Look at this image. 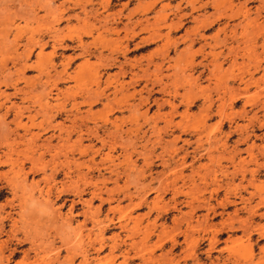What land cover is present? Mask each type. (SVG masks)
Segmentation results:
<instances>
[{
  "label": "rangeland",
  "instance_id": "1",
  "mask_svg": "<svg viewBox=\"0 0 264 264\" xmlns=\"http://www.w3.org/2000/svg\"><path fill=\"white\" fill-rule=\"evenodd\" d=\"M0 91V264H264V0H0Z\"/></svg>",
  "mask_w": 264,
  "mask_h": 264
},
{
  "label": "bare ground",
  "instance_id": "2",
  "mask_svg": "<svg viewBox=\"0 0 264 264\" xmlns=\"http://www.w3.org/2000/svg\"><path fill=\"white\" fill-rule=\"evenodd\" d=\"M96 76H97V75H96ZM97 77H98V76H97ZM23 78H24V77H23ZM25 79H26V78H24V80H25ZM22 80H23V79H22ZM24 80H23V81H24ZM6 81H9V80L7 79ZM27 81H29V80H27ZM96 81H97V80H96ZM3 82H5V81H3ZM12 83H13V82H12ZM12 83H11V84H12ZM25 84H28V83L25 82ZM30 84H31V83H30ZM8 85H9V84H8ZM12 85H13V84H12ZM5 86H6V85H5ZM13 88L15 89L14 92H17V91L19 90V89H17L16 84L13 85ZM20 88H21V87H20ZM22 89H23V88H22ZM25 89H26V88H25ZM16 90H17V91H16ZM21 91H22V90H21ZM49 91H50V90H49ZM18 92H19V91H18ZM24 92H25V91H24ZM24 92H23V94H26V93H24ZM26 92H27V91H26ZM49 93H50V92H49ZM13 94H14V93H13ZM2 95H3V97H4V101H0V102H1V103H0V108H4V109H5V113H7L10 109L12 110L13 108H15L16 111H14V113H13V115H12V116H13V121H14V120H15V121H16V120L18 121L19 117H17V116H18V114H20V112H21L20 109H19V107H18L17 105H14V103H12L11 101H10L9 104L6 103V101L9 100V97H8V94H5V93H4V91H0V96H2ZM41 96H42V95H41ZM47 96H48V95H47ZM45 98H46V97H45ZM38 101H39V103H38ZM38 101H36V103H37V104H40V100H38ZM45 104H48V102H47L46 100H45ZM42 105H43V104H41L40 107H43V106H44V105H43V106H42ZM53 105H54V104H53ZM38 106H39V105H38ZM219 106H221V105H219ZM25 107H26V106H25ZM28 107H29V106H28ZM46 107H47V105L45 106V108H46ZM29 108H30V107H29ZM45 108L43 109V111H45ZM48 108L51 109V107H49V106H48ZM221 108H222V107H221ZM38 109H40V111H41V108H38ZM217 109H218L217 112H221V110H219L220 108H217ZM18 110H19V111H18ZM23 110H24V109H23ZM26 110H27V109H26ZM12 111H13V110H12ZM36 111H37V110H36ZM3 113H4V112H3ZM21 113H22V112H21ZM41 113H42V111H41ZM47 113H48V112H47ZM47 113H46V114H47ZM8 114H10V113H8ZM11 114H12V113H11ZM4 115H5V114H4ZM19 116H21V115H19ZM0 117H1V116H0ZM2 117H3V115H2ZM28 117H29V115H28ZM29 118H30V120H31V116H30ZM48 118H49V117H48ZM3 119H4V118H3ZM4 120H5V119H4ZM4 120L1 121V122H2V123H5ZM13 121H11V122H13ZM15 121H14V124L16 123ZM1 122H0V124H1ZM7 122H8V121H7ZM22 122H23V121H22ZM17 124H19V125L21 126V123H20L19 121L17 122ZM17 124H16L15 127H18ZM6 125H7V124H6ZM5 127H6V126H5ZM23 130H24V129H23ZM26 130H27V129H25V131H26ZM7 132H8V131H7ZM11 132H12V131H11ZM14 132H15V134H16L18 131H17V132L14 131ZM0 133H1V132H0ZM24 133H25V132H24ZM15 134H14V135H15ZM0 135H1V134H0ZM17 135H18V133H17ZM30 135L32 136L31 133H30ZM20 136H21V135H20ZM31 136H30V138L33 137V136H32V137H31ZM1 137H2V136H1ZM34 137H35V134H34ZM5 138H6V136H5ZM7 138H8V137H7ZM1 140H2V139H0V144L2 145ZM67 140H68V139H67ZM11 141H13V140H11ZM46 141H47V140H46ZM9 142H10V141H9ZM3 143H4V142H3ZM7 144H8V143H7ZM15 144H16V143H15ZM1 145H0V146H1ZM10 145H11V144H10ZM5 146H6V144H5ZM26 146L28 147V145H26ZM13 147H14V146H13ZM13 147H12V148H13ZM4 148H5V147H4ZM9 148H11V147H9ZM29 148H30V147H29ZM15 149H17V148H15ZM30 149H31V148H30ZM18 150H19V149H18ZM18 150H17V151H18ZM20 150H21V149H20ZM7 151H12V149H11V150H7V148H6V151H5V152H7ZM14 151H15V150H14ZM1 152H2V150H1ZM24 152H25V151H24ZM8 153H10V152H8ZM8 153H6V156H7V157H8ZM12 153H13V152H12ZM0 154H1V153H0ZM15 154H18V153H16V151H15ZM14 156H17V155H14ZM14 156H13V158H12L13 160H14L15 158L18 159V157H15V158H14ZM21 156H23V155H21ZM4 157H5V155H4ZM7 157H6V158H7ZM9 157H10V156H9ZM9 157H8V158H9ZM24 157H25V156H24ZM30 157H31V156H30ZM30 157H29V160L31 159V160H30L31 163L35 162V160L32 162V158H30ZM1 158H2V157H1ZM22 158H23V157H22ZM34 158H35V157L33 156V159H34ZM3 159H4V160H7V159H5V158H2V159H0V161H3ZM17 159H16V160H17ZM8 160H9V159H8ZM8 160H7V161H3V163H4V162H8ZM13 160H10V161H12V162H11V165H14V164L16 165V164H17V163L15 162L16 160L14 161V162H15L14 164H13ZM21 160H22V159H21ZM23 160H25V158H24ZM23 160H22V161H23ZM26 160H27V159H26ZM10 161H9V162H10ZM17 161H18V160H17ZM22 161H21V162H22ZM37 161H38V158H37ZM9 162H8V163H9ZM21 162H20V163H21ZM0 163H1V162H0ZM3 163H2V164H3ZM4 164H5V163H4ZM21 165H23V164H21ZM34 165L36 166V162H35ZM37 165H38V164H37ZM32 166H33V165H32ZM19 167H21V166H20L19 163H18V168H19ZM11 168H12V167H11ZM21 168H22V167H21ZM29 168H31V167H29ZM8 169H9V168H8ZM16 169H17V168H15V170H16ZM33 169H34V168H33ZM35 169H36V168H35ZM19 170H20V169H19ZM10 171H13V173H14V172H15V173H19V172H17V170L14 171V169H13V170H10ZM21 171H22V170H21ZM249 171H250V176L253 177V176H254V173H255L256 170H249ZM3 172H7V171H3ZM13 173H11V172L9 173V174H10V177H9V174L7 173V174H8V178H11V175H13L14 178H13V177H12V178L15 179L16 175H14ZM21 173H22V172H21ZM26 173H28V171H27V172L25 171V172H24V175H25ZM2 175H4V174L2 173ZM19 175H20V174H19ZM22 175H23V174H22ZM24 175H23V176H24ZM4 176H6V173H5ZM42 176H43V175H42ZM44 176H45V175H44ZM0 178H1V176H0ZM12 178H11L10 180L13 181ZM17 178H19V181L22 182V181H24V178H25V177L23 178V180H20L21 177H20V176L18 177V174H17ZM3 179H5V178H3ZM21 179H22V178H21ZM25 179H26V178H25ZM43 179H45V178L43 177ZM15 180H16V179H15ZM15 180H14V181H15ZM249 180H250V179H249ZM249 180H248V182H249ZM7 181H8V180L5 179L4 182H7ZM12 181H10V182H8V183H13ZM39 181H40V180H39ZM252 181H253V180H252ZM15 182H16V181H15ZM30 182H31V181H30ZM30 182H29V183H30ZM217 182H218V181H217ZM17 183H18V182H17ZM17 183H16V184H17ZM23 183H25V182H23ZM23 183H20V184H23ZM20 184L18 183V185H20ZM30 184H31V183H30ZM9 185H10V184H9ZM11 185H12V184H11ZM13 185H14V184H13ZM26 185L28 186V184H26ZM32 185H33V184H32ZM16 186H17V185H16ZM16 186H15V187H16ZM220 186H221V184H220ZM4 187H5V186H4ZM10 187H11V186H10ZM12 187H13V186H12ZM17 187H18V186H17ZM19 187H20V186H19ZM20 188H21V187H20ZM20 188H19V189H20ZM31 188H32V187H31ZM34 188H35V187H34ZM15 189H16V188H15ZM15 189H13V191H15ZM19 189H18V190H19ZM22 189H23V188H21L20 190L22 191ZM29 189H30V188H29ZM11 190H12V189H11ZM8 191H9V190H8ZM21 191H20V192H21ZM0 192H1V191H0ZM37 192H38V191H37ZM47 192H49V191H47ZM11 193H13V192L11 191ZM26 193H27V191H26ZM26 193H25V194H26ZM39 193H41V192H39ZM39 193H38V195H39ZM44 193H45V192H44ZM17 194H18V193H17ZM11 195H12V194H11ZM13 195L16 196L15 193H14ZM13 195H12V196H13ZM18 195H19V194H18ZM29 195H30V193H29ZM41 195H42V194H41ZM41 195H40V196H41ZM252 195H253L252 193H251V194L249 193L248 197H246V198H242V202H243V204L245 205V207L247 208V209H246L247 212H248V213H247L248 215H247V217H246V218H247V222H248L250 225H251V223H252V225H253V224L255 225V223H254L253 220H254L257 216H258V217H261V216H262V214H257V209H256V208L259 207L260 203L262 202V201H261V200H262V197H261V195H260V196L257 195L258 198H260V199L258 200V202H256V204H255L253 207H251V206H248L247 204L249 203V200L251 199ZM22 196H23V195H22ZM40 196H39V197H40ZM45 196H46V195H45ZM45 196H44V198H45V199H48V198L45 197ZM16 197H17V196H16ZM24 197H25V195H24ZM28 197H30V196H28ZM41 197H42V196H41ZM17 198H18V197H17ZM20 198H21V197H20ZM31 198H32V197H31ZM42 198H43V197H42ZM32 199H33V198H32ZM35 199H36V198H35ZM35 199H34V200H35ZM223 199H224V198H223ZM10 200H11V199L9 198V201H10ZM28 200H30V203H33V201H34V200L32 201L31 199H28ZM226 200H227V198H226ZM5 201H6V200H5ZM5 201H4V202H5ZM22 201H24V199H23ZM36 201H37V200H36ZM12 202H13V201H12ZM45 202H46V201H45ZM10 203H11V202H10ZM16 203H18V202H16ZM20 203H21V201H19V204H20ZM24 203H27V201H24ZM24 203H23V204H24ZM34 203H35V202H34ZM41 203H42V202H41ZM43 203H44V200H43ZM7 204L9 205V203H7ZM14 204H15V203H14ZM23 204H21L20 208L23 206ZM17 205H18V204H17ZM32 205H34V204H32ZM217 205L221 207V211L219 212V214L222 215L223 212H224V210H225V206L227 205V202H226V201H219V203H218ZM3 206H4V205H3ZM24 206H25V205H24ZM26 206H27V205H26ZM29 206H31V204H30ZM18 207H19V206H18ZM254 207H256V208L254 209ZM20 208H18L19 211L22 209V208H21V209H20ZM0 211H1V210H0ZM3 211H4V210H3ZM69 211H70V210H69ZM6 213H7V212H6ZM55 213H56V212H55ZM4 214H5V213H4ZM9 214H10V213H9ZM18 214H19V212H18ZM59 214H60V213H59ZM226 215H229V214H226ZM0 216H1V214H0ZM3 216H4V215H3ZM66 216H67V215H66ZM66 216H65V217H66ZM5 217H6V216H5ZM65 217H64V218H65ZM9 218H10V217H9ZM244 218H245V217H244ZM246 218H245V220H246ZM0 219H2V218H0ZM65 219H66V218H65ZM68 219H70V218H68ZM225 219H226V216H225ZM229 219H230V216H229ZM249 219H250L251 221H249ZM222 220H223V219H222ZM66 221H68V220H66ZM225 221H227V219H226ZM243 221H244V220H243ZM13 222H14V221H13ZM64 222H65V220H64ZM1 224H2V223H1ZM14 224H15V223H14ZM28 224H29V223H28ZM242 224H243V223H242ZM249 224H248V225H249ZM252 225H251V227H252ZM257 225H258V224H257ZM13 227H14V226H13ZM42 227H43V226H42ZM243 227H244L245 233L248 234L249 227L246 228L245 225H243ZM251 227H250V228H251ZM253 227H254V226H253ZM0 228H2V225H0ZM32 228H33V227H32ZM245 228H246V229H245ZM185 229H186V228H185ZM253 229H254V228H252V230H253ZM262 229H263V228L260 227V226H258V227L255 229L256 231H258V232H257L258 235H264V231H262ZM11 230H12V229H11ZM26 230H27V229H26ZM10 232H11V231H10ZM25 232H26V231H25ZM11 233H12V232H11ZM11 235H12V234H11ZM248 235H249V234H248ZM56 256H57V255H56ZM50 260H51V259H50ZM62 260H63V259H62ZM70 260H71V259H70ZM59 261L62 263V261H61L60 259H59ZM67 263H68V262H67ZM63 264H65V263H63Z\"/></svg>",
  "mask_w": 264,
  "mask_h": 264
},
{
  "label": "crops",
  "instance_id": "3",
  "mask_svg": "<svg viewBox=\"0 0 264 264\" xmlns=\"http://www.w3.org/2000/svg\"><path fill=\"white\" fill-rule=\"evenodd\" d=\"M135 263V260L133 262H130L129 264Z\"/></svg>",
  "mask_w": 264,
  "mask_h": 264
}]
</instances>
